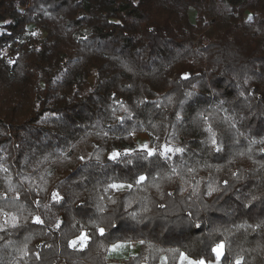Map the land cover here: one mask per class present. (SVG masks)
I'll return each mask as SVG.
<instances>
[{
  "label": "trees",
  "instance_id": "1",
  "mask_svg": "<svg viewBox=\"0 0 264 264\" xmlns=\"http://www.w3.org/2000/svg\"><path fill=\"white\" fill-rule=\"evenodd\" d=\"M114 251L264 264V0H0V264Z\"/></svg>",
  "mask_w": 264,
  "mask_h": 264
},
{
  "label": "snow or ice",
  "instance_id": "2",
  "mask_svg": "<svg viewBox=\"0 0 264 264\" xmlns=\"http://www.w3.org/2000/svg\"><path fill=\"white\" fill-rule=\"evenodd\" d=\"M33 35H35V33H33ZM185 78H187V76H185ZM213 143H215V141H213ZM142 151L145 153L146 156L148 157H152V156H158V155H163L166 159L168 158V153L169 152H172L173 149H171L170 147H164L163 151H159L157 149H149V147L147 145H144L143 148H142ZM175 151H180V149H175ZM120 155V153L118 152H113L111 154V159L115 160L118 156ZM146 179V177L144 176H140L139 179L137 180V183H140V182H143L144 180ZM111 188L113 189H121L123 187H125V185L123 184H112L110 185ZM128 188H131L132 185L129 184L127 185ZM53 198L54 199H59V195L58 194H53ZM36 222L37 223H40V218L37 217L36 218ZM98 231L101 235L104 234V228H98ZM87 240V236L86 235H81L80 237V246L83 247L85 242ZM141 243H144V241H141ZM77 244V241H72V245L73 246H76ZM117 247H122V245H113V250H115ZM223 248H224V245L222 243L220 244H217L216 247L213 249V251L216 253V259L217 261L220 260L221 256L224 254L223 253ZM180 259H181V262L183 264L184 261H187V264H205V262L203 260H190L187 256H185L183 253L180 254ZM163 261H167V257H163ZM235 264H241V260L240 259H237L235 261Z\"/></svg>",
  "mask_w": 264,
  "mask_h": 264
},
{
  "label": "rangeland",
  "instance_id": "3",
  "mask_svg": "<svg viewBox=\"0 0 264 264\" xmlns=\"http://www.w3.org/2000/svg\"><path fill=\"white\" fill-rule=\"evenodd\" d=\"M133 137L135 138L134 140H135V143H136V146L138 147V148H140V149H142L143 148V146L144 145H147L148 147H149V149H151V147H150V145H149V143H148V141H150L149 140V138L147 137V136H145V135H142V134H140V135H135V134H133ZM128 245H126V247H127ZM124 247V249H125V246L124 245H122V247L121 248H123ZM131 247V246H130ZM123 249V250H124ZM129 249H132V248H128V249H126V251H128ZM112 257L114 258V259H119V254L116 252V251H114L113 252V254H112ZM109 263H114V262H109Z\"/></svg>",
  "mask_w": 264,
  "mask_h": 264
},
{
  "label": "crops",
  "instance_id": "4",
  "mask_svg": "<svg viewBox=\"0 0 264 264\" xmlns=\"http://www.w3.org/2000/svg\"><path fill=\"white\" fill-rule=\"evenodd\" d=\"M135 135H140V134H135ZM142 135H144V134H142ZM146 136V135H145ZM133 137V136H132ZM134 138V137H133ZM135 139V138H134ZM135 141V140H134ZM148 143H149V141H148ZM134 248L135 247H132V249L134 250ZM118 254H119V259H114L113 257H109V260H111V262H114V263H112V264H121V262H122V253L121 252H117ZM111 264V263H110Z\"/></svg>",
  "mask_w": 264,
  "mask_h": 264
}]
</instances>
